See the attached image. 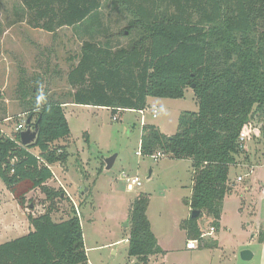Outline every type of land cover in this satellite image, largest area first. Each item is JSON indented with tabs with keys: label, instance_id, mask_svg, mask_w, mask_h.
Wrapping results in <instances>:
<instances>
[{
	"label": "trees",
	"instance_id": "trees-1",
	"mask_svg": "<svg viewBox=\"0 0 264 264\" xmlns=\"http://www.w3.org/2000/svg\"><path fill=\"white\" fill-rule=\"evenodd\" d=\"M106 8L129 17L124 29L111 31ZM17 11L16 22L34 29L56 35L71 28L81 48L69 58L71 90L62 97L46 95L39 110L42 79L20 78L25 119L40 120L37 143L22 145L16 128L0 131L1 180L22 208L38 188L50 201L44 214H28L31 231L0 243V264H89L76 209L55 220V200L64 192L47 184L52 166L70 155L59 143L71 136L64 110L68 97L113 113L142 111L149 97L183 98L189 87L198 111L182 112L172 135L143 124L140 149L143 156L162 152L191 160L193 189L186 204L199 214L181 226L202 247H218V240L201 236L199 220L211 216L212 227L220 229L224 199L232 191L230 168L245 152L240 133L246 130L250 139L259 123L264 134V0H21ZM126 33L131 39L123 45L119 36ZM149 201L148 193L140 192L129 217L128 252L141 263L163 252L147 214Z\"/></svg>",
	"mask_w": 264,
	"mask_h": 264
},
{
	"label": "rangeland",
	"instance_id": "rangeland-1",
	"mask_svg": "<svg viewBox=\"0 0 264 264\" xmlns=\"http://www.w3.org/2000/svg\"><path fill=\"white\" fill-rule=\"evenodd\" d=\"M20 1L0 0V131L8 134L27 116L22 113L20 78L33 74L43 76L40 85H43L45 95L62 97L71 90L66 82L70 67L68 58L81 48V40L75 37L71 28H62L53 35L31 28L24 21L16 22ZM105 14L109 15L107 23L114 33L124 29L129 20L127 15L110 8L105 9ZM130 39L129 33L119 36L123 45H127ZM148 102L143 120L157 124L168 135L177 131L182 112L198 111V101L191 87L186 89L183 98L149 97ZM95 107L66 109L71 127L70 156L66 162L72 183L70 190L74 192L76 184L79 185L73 193V200L79 210L84 240L89 248L87 253L93 264H264V243L252 239L264 235V134L261 124H255V134L244 143L250 159H244V152L236 167L230 169L229 179L242 174L244 180L237 181L239 192H233L226 199L223 223L217 231L220 234L218 247H202L198 242L197 248L188 250L186 242L190 238L187 239V232L181 224L192 212L186 204L193 189L192 165L168 154L158 160L138 155L141 115L128 111L113 113ZM154 108L158 109L156 117H153ZM115 115L118 120L113 119ZM114 154H119L116 163L103 170L105 160ZM255 164L260 165L251 172V166L255 167ZM55 170L57 172V168ZM123 171L139 176L142 184L129 190L121 177ZM48 181V185L53 186L54 181ZM246 186L251 187L250 193ZM87 188L89 190L85 191ZM140 192L149 195L147 214L163 249L162 253L152 255L148 263L130 256L128 241H125L130 228L132 202ZM252 199L257 202L258 220L250 213ZM242 200L246 206L243 204L240 211ZM74 202L68 195L56 199L53 218L63 220L71 216L76 209ZM49 205L46 194L38 188L27 195L26 205L22 208L0 178V224L12 218L19 220L18 227L26 230L28 214L42 215ZM211 222V217L202 220V232L208 230ZM19 236L18 233L4 235L0 242ZM116 241L120 242L114 243ZM114 248L117 254L112 253ZM245 249L254 253L252 258H242L241 252Z\"/></svg>",
	"mask_w": 264,
	"mask_h": 264
},
{
	"label": "crops",
	"instance_id": "crops-1",
	"mask_svg": "<svg viewBox=\"0 0 264 264\" xmlns=\"http://www.w3.org/2000/svg\"><path fill=\"white\" fill-rule=\"evenodd\" d=\"M52 34V33H51ZM54 35V34H53ZM76 37V36H75ZM79 53V52H78ZM78 53H73L71 56H73V55H76V54H78ZM70 56V57H71ZM69 57V58H70ZM69 58H68V60H69ZM69 63L71 64V61H69ZM69 67V66H68ZM69 69V68H68ZM67 69V70H68ZM28 76H30V77H32V76H34V74L33 75H28ZM38 78H39V80L40 79H42V78H44L43 76L42 77H40V76H38ZM40 83V82H39ZM66 101H68L66 104H67V107L69 108V107H80V106H87V105H78V104H74V103H72L71 102V100H66ZM148 104H149V102H148ZM150 106H152V105H150ZM66 106H65V104H64V110H65V114H66V109H67V107L65 108ZM90 107H92V106H90ZM95 108H104V107H95ZM105 109H109V108H105ZM110 110V109H109ZM125 111H128V112H134V113H137V114H139V115H141V120H142V114H141V112L140 111H136V110H125ZM6 111H4V113H5ZM23 114H26V113H24V112H22ZM66 118H67V114H66ZM67 120H68V118H67ZM69 122V121H68ZM141 123H142V126H143V124H145V123H148L147 121H144V122H142L141 121ZM69 125H70V123H69ZM155 125H157V124H155ZM158 126V125H157ZM159 128H160V126H158ZM16 128V127H15ZM71 128V127H70ZM161 129V128H160ZM141 135H142V133H141ZM69 142H70V138L69 139H66V140H63V139H61V140H59V143H61V144H66L67 146H69ZM69 151V150H68ZM138 152V151H137ZM136 152V153H137ZM69 154H70V152H69ZM70 156V155H69ZM140 156H143V155H140ZM119 157V154H117V157H116V160H117V158ZM144 157V156H143ZM160 158H162V157H160ZM159 159V158H158ZM157 159V160H158ZM116 160H115V162H114V164L116 163ZM182 161H186V162H189V165H192V162H191V160H186V159H181ZM263 164V163H262ZM105 165H106V162H105ZM259 165L260 164H255V167H254V165L253 166H251L252 168L250 169V171L252 172L255 168H257V167H259ZM236 167V166H235ZM55 168H57V172H56V170H55ZM193 168V167H192ZM52 169H53V171H54V177L51 179V180H53L54 181V184H53V186L52 187H55V188H57V189H62L63 190V194H62V197H67V194H65V192H67V193H69L71 196H72V198H73V193H76V188H78V184H76V186H75V191L73 192V191H71L70 190V188H71V185H72V183H71V181L69 180V171H68V168H67V164L66 163H64V164H61V163H57V164H55V165H53L52 166ZM104 169H106V167H104L103 168V170ZM231 169V168H230ZM67 174H68V176H67ZM242 174H237L236 176H235V178L234 179H229V184L232 186V191H231V193L230 194H228L226 197H225V199H224V203H223V212H222V214H221V218H220V223L222 224L223 223V219H222V217H223V213H224V209H225V202H226V199H228L232 194H233V192H239V190H237V185L239 184V183H237V181H239L238 180V177L239 176H241ZM244 180V179H243ZM243 180H241V181H243ZM49 182V181H48ZM48 182H47V184H48ZM264 188V187H263ZM245 189L250 193V191H252V189H251V187H249V186H246L245 187ZM89 190V188H87L85 191H88ZM263 192H264V190H263ZM84 193V192H83ZM250 196H253V193L252 194H250ZM242 202L243 203H241V206L239 207V210L241 211V210H243V206L245 205V200H242ZM244 204V205H243ZM256 205H257V202H256V200H253L252 199V202L250 203V206H251V208H252V210H251V214H254V215H256V217H255V219L256 220H258V217H257V213H256ZM246 206V205H245ZM249 206V205H248ZM248 206H247V208H248ZM70 217V216H69ZM69 217H66V219L67 218H69ZM149 217V216H148ZM206 217H211V216H207V215H204L200 220H199V223H200V225H201V222H202V220L204 219V218H206ZM212 218V217H211ZM27 222H29V221H27ZM150 222H151V220H150ZM30 223V222H29ZM28 223V226L26 227L27 229L26 230H24V229H22V228H19L18 226H19V220H16V219H10V218H8V220L6 221V223H3V224H0V233L2 232V234L0 235V237L1 236H10V235H13V233H18V235H25V234H27L29 231H31L32 229H33V227H32V225L31 224H29ZM151 225H152V223H151ZM2 226V227H1ZM210 226H212V225H209V228H210ZM208 228V229H209ZM153 230V229H152ZM217 231L218 230H215L214 232H213V234L211 235V236H213V235H215L213 238L214 239H216V240H218L219 241V235L220 234H217ZM154 232V231H153ZM187 232V231H186ZM8 233V234H7ZM264 233V232H263ZM7 234V235H6ZM154 234H155V236L157 237V239H158V243H159V245L161 246V244H160V242H159V238H158V236L156 235V233L154 232ZM127 238L125 239V241H127V239H128V237H129V232L127 233ZM188 236V235H187ZM210 236V237H211ZM264 236V235H263ZM209 238V237H208ZM187 239H188V237H187ZM252 239H254V241L255 240H258L259 242H263L264 243V241H262V239H264V237L263 238H259V239H256L255 238V236L254 237H252ZM189 240V239H188ZM187 240V241H188ZM1 241V240H0ZM118 242H120V241H116V242H114V243H118ZM1 243V242H0ZM113 243V244H114ZM187 243V242H186ZM85 246H86V250L88 251V247H87V245H86V243H85ZM187 248V247H186ZM188 250H194V249H189V248H187ZM117 249H112V253L113 254H117ZM88 254V253H87ZM253 255H254V253H253ZM88 258H89V255H88ZM89 264H93L92 262H91V260H90V258H89Z\"/></svg>",
	"mask_w": 264,
	"mask_h": 264
},
{
	"label": "built area",
	"instance_id": "built-area-1",
	"mask_svg": "<svg viewBox=\"0 0 264 264\" xmlns=\"http://www.w3.org/2000/svg\"><path fill=\"white\" fill-rule=\"evenodd\" d=\"M154 109L155 110L153 112V117H156L157 116V112H158L157 110L158 109H156V108H154ZM145 111H147V109L140 111L141 114H142V122H144L143 118H144V115H145ZM113 119L114 120H118L119 118H118V116L115 115L113 117ZM26 121H27V119H25V121L23 123L18 124L16 126V130L22 131L26 127ZM247 139H248V132L246 130H243L240 133L239 142L241 144H244L247 141ZM137 154L138 155H142L141 149L138 150ZM163 156H164V154L162 152H158V153H156L155 155H153L151 157L156 160V159H158L160 157H163ZM121 177L127 183V187H128L129 190H133L135 186H140L142 184L141 183V179H140L139 176H137V175H130L129 173H127L125 171H123L121 173ZM238 180L239 181L243 180V177L242 176H239L238 177ZM65 194H67L72 199V201L74 202L73 198L71 197V195L69 193L65 192ZM74 205H76L75 202H74ZM75 207H76V211H77V213L79 215V210H78L77 205ZM214 231H215V228L212 227V226H210V228L208 230L204 231L201 236L203 238L210 237L213 234ZM127 241H128V239H127ZM186 247L189 248V249H195V248H197L198 247V240H196V239H189L187 241V243H186Z\"/></svg>",
	"mask_w": 264,
	"mask_h": 264
},
{
	"label": "water",
	"instance_id": "water-1",
	"mask_svg": "<svg viewBox=\"0 0 264 264\" xmlns=\"http://www.w3.org/2000/svg\"><path fill=\"white\" fill-rule=\"evenodd\" d=\"M39 122L40 120L36 121L33 124V123H30V119L26 121V127L22 131H20V141L22 145L26 147H31L37 143L38 138H39V132H40ZM116 157H117V154H114L105 160L106 169L112 168L116 160ZM150 176H151V170L149 173V177ZM198 214H199V211L197 210H193L191 212L192 217H196ZM241 256L243 259L247 260L253 257V253L250 250L245 249L241 252Z\"/></svg>",
	"mask_w": 264,
	"mask_h": 264
},
{
	"label": "clouds",
	"instance_id": "clouds-1",
	"mask_svg": "<svg viewBox=\"0 0 264 264\" xmlns=\"http://www.w3.org/2000/svg\"><path fill=\"white\" fill-rule=\"evenodd\" d=\"M46 99H47V97H46V95L44 93L43 85L41 84L39 86L38 95L36 97V100H37V105H36L37 106V110H39V108H40V106H41V104L43 102H46Z\"/></svg>",
	"mask_w": 264,
	"mask_h": 264
}]
</instances>
